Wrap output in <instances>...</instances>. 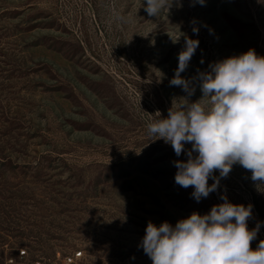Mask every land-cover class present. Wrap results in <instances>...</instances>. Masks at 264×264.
Masks as SVG:
<instances>
[{
  "label": "rangeland",
  "instance_id": "374dc122",
  "mask_svg": "<svg viewBox=\"0 0 264 264\" xmlns=\"http://www.w3.org/2000/svg\"><path fill=\"white\" fill-rule=\"evenodd\" d=\"M145 5L0 0V264L76 252V264H152L138 247L147 223L206 214L221 195L253 206L251 247L264 240V185L250 171L234 165L197 202L174 179L191 144L177 157L147 129L186 95L169 84L184 47L170 36L200 42L185 79L250 48L264 56V0H173L159 17Z\"/></svg>",
  "mask_w": 264,
  "mask_h": 264
},
{
  "label": "clouds",
  "instance_id": "9594fccd",
  "mask_svg": "<svg viewBox=\"0 0 264 264\" xmlns=\"http://www.w3.org/2000/svg\"><path fill=\"white\" fill-rule=\"evenodd\" d=\"M194 2L204 5L205 0ZM172 5L173 0H146L144 7L149 16L159 17ZM192 31L198 35L199 29L193 27ZM182 35L184 47L169 84L186 95L172 104L166 118L156 112L159 118L147 126L149 135L170 144L177 157L191 144L186 161H173L175 183L185 189L192 187V197L200 202L217 191L220 180L239 164L251 172L257 186L264 185V56L250 48L185 79L181 73L187 70L200 42L184 33L170 39L178 43ZM197 86L202 95L191 101ZM209 179L214 182L209 184ZM220 199L223 202L208 213L193 212L174 226L168 221L160 225L149 221L138 247L152 264H264V240L255 249L251 247L260 228V223L248 227L253 206L234 204L226 195Z\"/></svg>",
  "mask_w": 264,
  "mask_h": 264
},
{
  "label": "built area",
  "instance_id": "2783aa9c",
  "mask_svg": "<svg viewBox=\"0 0 264 264\" xmlns=\"http://www.w3.org/2000/svg\"><path fill=\"white\" fill-rule=\"evenodd\" d=\"M21 259H25L27 256V252L26 251H20L19 253ZM83 256L82 252H76L73 255H70L68 257H66L64 259V263L65 264H76L78 260H80ZM6 264H16L15 260L12 258L7 259ZM37 264H41V263H37Z\"/></svg>",
  "mask_w": 264,
  "mask_h": 264
}]
</instances>
